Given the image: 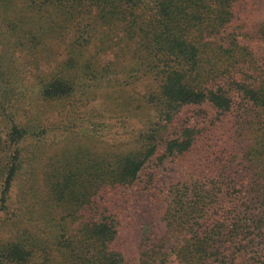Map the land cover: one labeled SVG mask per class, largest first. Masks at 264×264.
Listing matches in <instances>:
<instances>
[{
  "label": "trees",
  "instance_id": "trees-1",
  "mask_svg": "<svg viewBox=\"0 0 264 264\" xmlns=\"http://www.w3.org/2000/svg\"><path fill=\"white\" fill-rule=\"evenodd\" d=\"M61 43L62 62L24 87L15 52ZM0 44V211L22 176L36 189L51 152L47 202L30 215L57 264H264V0H0ZM145 75L161 82L141 100L155 115L141 118L139 99L118 103L124 115L93 104ZM26 92L48 106L33 111ZM165 162L182 178L163 193ZM32 254L0 242V264Z\"/></svg>",
  "mask_w": 264,
  "mask_h": 264
},
{
  "label": "rangeland",
  "instance_id": "rangeland-1",
  "mask_svg": "<svg viewBox=\"0 0 264 264\" xmlns=\"http://www.w3.org/2000/svg\"><path fill=\"white\" fill-rule=\"evenodd\" d=\"M23 1V0H19ZM18 8H21L22 3H18ZM23 13L20 14L21 17L26 16L24 13L25 11H22ZM30 15V14H29ZM27 15V16H29ZM12 16L15 17L12 13ZM35 19L31 18L30 20H26L24 29L30 30L35 29L36 25ZM71 38V37H70ZM69 38V41H70ZM1 45V44H0ZM53 48H50L49 51L42 50L41 48H38L37 50L29 49L28 47H20L16 52V66L19 69V73L22 77V82L24 87H31V85H34V81L36 80V77L38 75L44 74L53 70V67L59 65L62 60L64 59V56L66 54L67 46H65V43H61L59 45H52ZM1 49V46H0ZM112 56V55H108ZM49 66V67H47ZM47 67V70H44ZM160 79H156L152 75H145V76H139L138 80L135 81L131 86L125 87L123 92L119 93H113L115 89L107 90L105 93H100L99 99L95 101L94 105H99V107H103L105 110L113 112H121L126 114V112H123V109H119L117 107L118 103L122 102L125 99L130 100H142L143 96L150 93V94H158L159 93V87H160ZM123 86V85H122ZM25 89V88H23ZM118 90V89H117ZM23 92V91H22ZM27 99L28 101H31L33 103L34 108H32L33 111L38 109H43L44 107L48 106L49 103L45 101H38L37 104L35 101V95L34 93H28ZM111 97V99H110ZM27 101V100H26ZM51 106H55L54 103L51 104ZM133 107L140 106L141 109L139 110V116L141 118H144L146 116H153L156 114V110L153 107L148 106L146 101L141 102H135ZM32 107V106H31ZM30 107V108H31ZM29 108V107H28ZM121 110V111H120ZM128 110H137V109H128ZM51 113H55L56 110H50ZM142 113V114H141ZM50 121H56V118L54 116H49ZM114 120H116L114 122ZM111 121V124H115V126H122L118 123H121L124 125L123 121L119 119H114ZM110 122V121H109ZM141 120L139 118L132 119L131 125L132 127L137 124V129L139 130L141 127L144 126V124H140ZM118 129V128H116ZM121 131V129H119ZM53 136H51L50 140ZM115 142L113 140H110L107 142V144L111 145ZM107 146V145H106ZM105 147V146H104ZM52 156L51 152H48L45 156H43L42 163L40 164L39 174L37 175V184L36 189L31 190L30 184L32 183V179L29 175L22 176L21 181L17 182L13 188L12 197L14 201H16L15 206L11 207V209H8L6 211H0V242H7V241H14L18 242L21 241L23 244H25L28 249L30 250L31 247H33V254L31 259L26 264H57V261H59V254L57 253V248L50 246L51 240H49V234H41L39 233V228L41 223H38V220L36 216L30 215L31 210L34 208H39V204L42 205L45 204L46 201V188H45V174L44 169L48 165V159ZM152 170L148 171V174H150ZM182 178V171L181 166H177L174 163L171 164L169 162L163 163L159 169H157V172L155 173V184L153 185V188L157 191H162L163 193H166L169 182L181 179ZM18 201L20 202L19 205H17ZM30 211H28V209ZM19 209V210H17ZM28 211V212H27ZM26 213V215H24ZM20 215H24L23 217H20ZM17 219V228L13 226V221H10V219ZM156 220L159 223V217H156ZM40 222V221H39ZM43 226V225H41ZM16 229H20L17 234H15ZM27 234H36L38 236H41V238H44V242H41V245H35L32 244L29 237L25 235L21 236V233ZM127 237V234L123 235V238L120 237V239L117 241V244L120 249H122L123 252H127V254H134L137 251V245L136 243L134 246L130 248H124V239ZM174 240L172 239L171 242ZM173 243L170 244V247H172ZM139 251V249H138ZM172 253V252H171ZM169 264H181L179 260L176 259L174 254L170 255L169 258Z\"/></svg>",
  "mask_w": 264,
  "mask_h": 264
}]
</instances>
